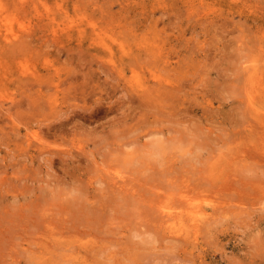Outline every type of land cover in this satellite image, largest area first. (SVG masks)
Wrapping results in <instances>:
<instances>
[{"label": "rangeland", "instance_id": "1", "mask_svg": "<svg viewBox=\"0 0 264 264\" xmlns=\"http://www.w3.org/2000/svg\"><path fill=\"white\" fill-rule=\"evenodd\" d=\"M261 82L264 0H0V264H264Z\"/></svg>", "mask_w": 264, "mask_h": 264}, {"label": "bare ground", "instance_id": "2", "mask_svg": "<svg viewBox=\"0 0 264 264\" xmlns=\"http://www.w3.org/2000/svg\"><path fill=\"white\" fill-rule=\"evenodd\" d=\"M258 69H260V68H258ZM256 71H257V69H254V70H252V73L250 74L251 80L253 81V83H255L254 82L255 77L256 78L260 77V73L259 72L255 73ZM256 87H259V89H256ZM256 87H255V84H249L248 95H247L248 99L246 100V103H244L245 113L247 112L248 114L249 113L254 114V112H258L260 110L259 106L260 107L262 105L264 106V100H262V98L264 97V82H261L260 85L256 86ZM252 132L255 133L256 132L255 129H252ZM250 148L241 149L242 154L237 149V152H239V153H235V156L237 154L239 156L237 155L236 157H234V154H232V152H228V154L225 153L226 154L225 157H226L227 162H229V164L231 166H232V163H236L237 164L236 166H238L239 170L243 171V172H241V174H244L245 169L246 170L251 169V167L249 165L244 166V163L247 162V159H248V156L250 153ZM244 149L246 151H244ZM251 149H255V150L259 151L258 148H251ZM229 150L232 151V149H229ZM245 154H248V155H245ZM252 171L258 172V170H253V169H252ZM220 173L224 174V172H220ZM115 177H116V179L118 178L117 176H114V178ZM116 179H114V180H116ZM116 186L120 187L121 185L119 184V186L118 185H116ZM124 186H126V184H124ZM123 188H127V187H123ZM185 203L188 204V207H187V211H185L184 213L183 212L175 213L172 206H170V205H163L162 206L161 209H162L163 215L165 213V215L163 217V218H165L164 226H165V224L167 225V230L180 233L181 235L183 233H185L184 236L192 234L195 239H198L199 232L201 230L200 227L202 225V221L205 220V218L203 216L201 217V215H204L206 210L203 209L204 207H202L200 205L195 206L194 204L190 203L189 200H186ZM190 207H192V208H190ZM216 209L217 210H226L225 207H219V208L217 207ZM165 228H166V226H165Z\"/></svg>", "mask_w": 264, "mask_h": 264}]
</instances>
